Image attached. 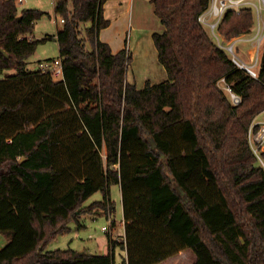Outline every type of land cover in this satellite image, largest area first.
<instances>
[{
    "label": "trees",
    "instance_id": "1",
    "mask_svg": "<svg viewBox=\"0 0 264 264\" xmlns=\"http://www.w3.org/2000/svg\"><path fill=\"white\" fill-rule=\"evenodd\" d=\"M106 1L56 0L63 27L35 38L46 12L0 0V264H115L118 245L123 264H264V167L248 140L264 112V51L255 78L199 21L211 0H152L168 78L139 88L127 79L129 51L100 38ZM255 21L250 7L229 10L219 32L229 41ZM49 39L59 80L28 66ZM113 184L125 229L108 234L110 252L46 249L84 215L114 213Z\"/></svg>",
    "mask_w": 264,
    "mask_h": 264
},
{
    "label": "rangeland",
    "instance_id": "2",
    "mask_svg": "<svg viewBox=\"0 0 264 264\" xmlns=\"http://www.w3.org/2000/svg\"><path fill=\"white\" fill-rule=\"evenodd\" d=\"M19 7L20 9L36 8L46 12V14L37 21L34 28L33 34H35L38 38H42L46 34L53 36L58 32V28L60 29L63 27L61 16L57 15L55 11L56 0H23L22 2H19ZM110 31H112L111 34L114 37V44L119 46L117 47L119 48V51L127 49L130 54L131 52L134 54V61L132 60L128 69L130 76L133 75L134 72H141L144 66L142 65L143 61L146 65L147 62H151L152 55L155 58L158 56V50L151 33L146 32L145 37L138 39V37L135 38V32L132 31L130 27H126L124 30L123 27L122 30L121 28L116 30L114 27L110 28ZM148 34L151 35L150 38ZM142 35H145V31L142 32ZM121 45L125 47H121ZM243 54L246 58L249 57V54L245 49ZM58 56V41L55 39H49L38 45L35 53L32 54L28 59V66L31 70H36L39 67V61L53 60ZM157 60H159L158 57ZM13 73H15V70H7L3 75L5 76L6 74ZM61 78V76H58L57 80ZM257 120H264V112L259 114ZM64 183H66V181L61 179L60 184L62 187H64ZM111 197L115 203V211L112 213L114 215L113 217L117 220V222H120L123 217V206L121 188L118 184H113L111 186ZM101 199H103V193L98 191L87 200L86 204H90L93 201ZM80 223L84 224L85 227H79ZM106 224H108V220L107 214L105 215V213H101L97 217L92 215H84L79 221L71 222L69 230L64 233H60L56 238L49 241L47 243L46 249L55 250L72 248L79 250L80 252H102L101 254L108 253L111 251L109 235L102 231V226ZM112 234L115 239H120V237L124 235L123 228H114ZM8 241V237L0 234V248H3ZM101 241L106 242V247H103L102 244L99 247L98 243H101ZM100 248H103V251H101L102 249ZM124 255L125 250L122 248V246L118 245L115 250V264H123Z\"/></svg>",
    "mask_w": 264,
    "mask_h": 264
},
{
    "label": "built area",
    "instance_id": "3",
    "mask_svg": "<svg viewBox=\"0 0 264 264\" xmlns=\"http://www.w3.org/2000/svg\"><path fill=\"white\" fill-rule=\"evenodd\" d=\"M22 1L19 0V2ZM245 7L252 8L255 14L256 21L252 30L232 40H225L219 32V25L224 15L229 10L240 12ZM199 21L207 28L213 41L229 54L238 68L255 78L259 77L264 51V0H211L209 7L199 15ZM61 22H64L63 18H61ZM29 38L33 37L29 36ZM244 49L249 54L248 58L243 54ZM39 67L44 72H50L55 78L63 76L60 58L42 61ZM219 84L228 94L233 105H239L242 102L241 95L235 92L225 77L219 80ZM248 140L253 152L264 167V120H254L248 130ZM107 220L108 224L102 226V231L113 237V224L116 219L111 211L107 214ZM120 224L125 226V221Z\"/></svg>",
    "mask_w": 264,
    "mask_h": 264
},
{
    "label": "crops",
    "instance_id": "4",
    "mask_svg": "<svg viewBox=\"0 0 264 264\" xmlns=\"http://www.w3.org/2000/svg\"><path fill=\"white\" fill-rule=\"evenodd\" d=\"M104 15L107 19L110 20V24L108 27L103 28L101 30L100 38L102 41L110 44L114 53L119 51L118 50L119 48H117L119 46H116L114 44V37L111 34L112 31H110V28L115 27L116 30H118L119 28H121L122 30L123 27L124 30L126 27H130L132 31L135 32V38L138 37V39L145 37L146 32L147 33L149 32L151 33V35H153L155 32L164 31V25L161 22L159 16L155 13V7L152 0H107L104 4ZM144 31H145V35H142V32ZM47 35L48 34L44 35L43 37ZM148 35L150 38L151 35L150 34ZM32 36L38 38L35 34H32ZM121 47H125V46L121 45ZM131 55L134 59L133 52H131ZM157 57L158 56H156L155 58L152 55L151 62L149 63L147 62L146 65L145 62L143 61L142 65L144 66L141 72L139 73L134 72L133 75L130 76V73L128 71L127 72L128 81L136 84L137 87L139 88H143L147 81H150L152 83H160L162 81H165L168 78L167 71L163 66V64L159 62V60H157ZM39 62L41 63L42 61ZM61 77L63 78V76ZM55 79L57 80V78ZM99 215L100 213L93 216L97 217ZM122 221H124V217H122L120 222H117L116 220L114 228L122 227L124 231L125 226L120 224ZM79 227H85V225L80 223ZM101 244L103 247H106L105 241H101V243H98L99 247ZM100 249H102L101 251H103V248ZM177 257L178 256L174 257L173 259L175 260ZM160 264H165V263H160Z\"/></svg>",
    "mask_w": 264,
    "mask_h": 264
},
{
    "label": "water",
    "instance_id": "5",
    "mask_svg": "<svg viewBox=\"0 0 264 264\" xmlns=\"http://www.w3.org/2000/svg\"><path fill=\"white\" fill-rule=\"evenodd\" d=\"M1 51L4 52V53L6 54V52H5L3 49H1ZM6 55H7V54H6Z\"/></svg>",
    "mask_w": 264,
    "mask_h": 264
}]
</instances>
